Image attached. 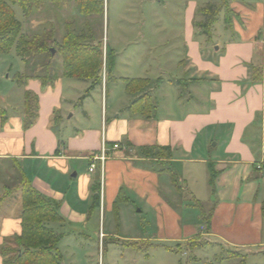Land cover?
I'll return each mask as SVG.
<instances>
[{
	"label": "crops",
	"instance_id": "obj_1",
	"mask_svg": "<svg viewBox=\"0 0 264 264\" xmlns=\"http://www.w3.org/2000/svg\"><path fill=\"white\" fill-rule=\"evenodd\" d=\"M224 1H190L182 42L170 35L144 50L111 48L116 80L109 86L103 70L102 86L82 103L91 82L63 76L59 58L44 63L51 71L37 65L41 74L21 61L16 87L0 92V248L22 232L16 191L24 176L58 207L62 221L48 226L63 236V255L66 240L97 251L105 239L172 252L200 239L236 256L264 254V0ZM209 5L221 7L210 37L197 27ZM71 14L89 20L77 9ZM144 53L153 76L136 60ZM132 58L137 64L124 76L120 63ZM124 80L129 86L121 87ZM27 94L37 101L25 128ZM103 143L133 153L111 154L101 183L89 157Z\"/></svg>",
	"mask_w": 264,
	"mask_h": 264
},
{
	"label": "rangeland",
	"instance_id": "obj_2",
	"mask_svg": "<svg viewBox=\"0 0 264 264\" xmlns=\"http://www.w3.org/2000/svg\"><path fill=\"white\" fill-rule=\"evenodd\" d=\"M38 10L34 11L31 17L25 15L24 9L19 5H13V10L17 20L21 23L22 32L27 35L39 33L51 26L56 28L58 43L60 44L64 37L65 23H73L79 29L88 31L87 27L95 32V41L103 45H109L110 49L115 48L119 52L128 53L132 46L136 45L144 50L154 42L162 41L167 36H172L176 42H182V29L184 24V9L190 1L201 0H104L105 15L90 17L87 22L76 20L72 12L76 9L75 3L78 0H41ZM39 4V3H38ZM202 14L199 18L202 20ZM84 18V17H83ZM67 20V22H65ZM204 20V19H203ZM41 23V24H40ZM85 23V24H84ZM64 26V27H63ZM173 27L170 32L168 28ZM55 55L57 46H53ZM137 48V50H138ZM104 46V50H105ZM140 50V49H139ZM128 55V54H126ZM126 56L125 59H127ZM150 53H144L136 60L140 59L142 67L149 69L148 75L153 76L154 64ZM134 58V59H135ZM47 57L37 58L31 61L29 73L41 74L37 65H44ZM124 59V60H125ZM134 59L127 63H120V71L126 76V71H131ZM22 60L17 56L16 49L13 48L9 54L0 55V92L9 90L12 85L16 87V77L22 69ZM123 62V61H121ZM136 63V62H135ZM137 64V63H136ZM51 66V65H50ZM45 67V65H44ZM43 67V68H44ZM53 70V66L48 68ZM45 67V71L48 70ZM44 71V73H46ZM123 71V72H122ZM175 72V71H174ZM53 76V74H51ZM115 76V75H114ZM112 81L109 82V86ZM130 80H124L121 87L129 86ZM112 88V86L110 87ZM0 93V95H1ZM82 103V102H81ZM20 187V186H19ZM11 193V194H10ZM9 197L14 194L10 192ZM188 194V193H187ZM186 194V195H187ZM19 190L16 191V198L19 197ZM190 196V194H188ZM213 197L211 196L210 199ZM209 214V210H205ZM147 230H149L147 228ZM111 239L102 240L100 248L81 250L76 248V244L66 240L64 263L67 264H264V254L236 256L232 253L222 250L220 247L206 245V241L196 239V246H206L205 248L196 247L194 249L186 248L177 252L165 251V249H150L145 243L129 245L125 242L120 244H110ZM98 243V240H97ZM205 244V245H204ZM119 245V246H117ZM139 245V246H138ZM142 245H145L142 247ZM140 247V248H138ZM188 251V257H183L182 253ZM228 257H233L228 261ZM209 261H206V260Z\"/></svg>",
	"mask_w": 264,
	"mask_h": 264
},
{
	"label": "trees",
	"instance_id": "obj_3",
	"mask_svg": "<svg viewBox=\"0 0 264 264\" xmlns=\"http://www.w3.org/2000/svg\"><path fill=\"white\" fill-rule=\"evenodd\" d=\"M40 2L42 1L0 0V55H7L15 48L17 56L27 64H31V61H36L39 57H47L49 60L59 58L63 76L91 82V86L86 90L80 102L86 99L95 88L102 86L103 70L108 82L116 80L114 76L115 54L108 47L104 50L101 42L95 41V32L90 28V25L86 26L88 29L86 32L73 23L66 24L64 37L60 44H57L56 28L52 24L49 29L32 36L22 32L21 23L17 20L12 6H21L25 15L31 17L33 12L38 10ZM75 6L78 13L84 18L103 16L105 10L104 0H78ZM220 12L221 7L215 5H209L204 9V21L197 25L203 35L210 37L212 27L218 22ZM54 45L57 46L56 55L52 53ZM253 78L255 81L261 80L262 72L255 69ZM43 81L49 84L53 82V79L47 77ZM17 84L21 85L22 79L18 80ZM147 99L149 96L146 95L139 98L127 110L134 111ZM36 101L32 95H26V114L30 118L25 121V128L33 124ZM156 150H159L160 153L161 149H154V151ZM142 151L150 153L153 150L142 149ZM159 153L155 155L158 156ZM214 178L215 174H213V181ZM18 190L21 201L22 232L20 235L6 240L0 248L3 263L63 264V256L58 248L63 236L48 226L51 222L62 221L57 205L37 192L24 176ZM9 193L7 192L5 197L9 196ZM210 217L211 214L207 216L202 212V218L207 227L210 225ZM195 241L196 239L190 241L189 248L203 246L194 245Z\"/></svg>",
	"mask_w": 264,
	"mask_h": 264
},
{
	"label": "built area",
	"instance_id": "obj_4",
	"mask_svg": "<svg viewBox=\"0 0 264 264\" xmlns=\"http://www.w3.org/2000/svg\"><path fill=\"white\" fill-rule=\"evenodd\" d=\"M114 152L131 154L133 153V150L125 144H114L109 146L106 143H103L100 153L89 157V172L94 173L99 169L101 174V183L103 182L104 178L105 163L111 157V154H113ZM188 254L189 252L185 251L182 253V256L188 257Z\"/></svg>",
	"mask_w": 264,
	"mask_h": 264
},
{
	"label": "water",
	"instance_id": "obj_5",
	"mask_svg": "<svg viewBox=\"0 0 264 264\" xmlns=\"http://www.w3.org/2000/svg\"><path fill=\"white\" fill-rule=\"evenodd\" d=\"M52 53H53V55L55 54V50L54 49H52Z\"/></svg>",
	"mask_w": 264,
	"mask_h": 264
}]
</instances>
